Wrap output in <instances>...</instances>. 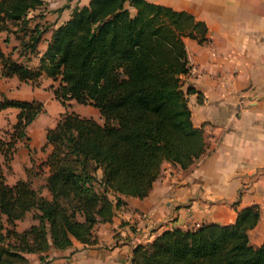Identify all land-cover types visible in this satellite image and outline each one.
Masks as SVG:
<instances>
[{
	"label": "trees",
	"instance_id": "16d2710c",
	"mask_svg": "<svg viewBox=\"0 0 264 264\" xmlns=\"http://www.w3.org/2000/svg\"><path fill=\"white\" fill-rule=\"evenodd\" d=\"M42 4L0 0V32H23L17 34L20 56L36 52L44 29L30 26L28 14ZM206 31L191 13L166 5L89 0L53 29L36 66L0 47L1 76L35 84L46 75L57 82L53 93L65 107L46 130L52 150L36 167L46 173L43 185H33L41 172L10 185L0 167V264H22L26 253H37L39 264H53L48 250L72 252L74 240L93 244V227L109 221L123 198L145 197L165 161L186 168L203 154V132L193 125L188 106V95L196 91L183 87L182 76L190 70L184 38L201 43ZM71 100L96 108L102 122L68 110ZM8 108L17 114L2 132L6 137L0 133L6 166L44 105L0 92V111ZM30 211L36 223L16 230ZM259 216L251 205L230 224L164 230L137 244L128 264H264V242L254 247L248 239Z\"/></svg>",
	"mask_w": 264,
	"mask_h": 264
},
{
	"label": "crops",
	"instance_id": "0c3cea01",
	"mask_svg": "<svg viewBox=\"0 0 264 264\" xmlns=\"http://www.w3.org/2000/svg\"><path fill=\"white\" fill-rule=\"evenodd\" d=\"M147 1L187 11L207 28L204 42L184 38L190 70L182 76L183 87L191 86L196 91L188 95V106L193 125L202 129L205 150L186 168L165 161L145 197L123 198L124 203L109 221L93 227V244L74 240L72 252L48 250L47 259L53 264H128L137 244L151 242L164 230L191 229L195 223L230 224L240 209L251 205L258 206L260 216L248 231L249 243L258 247L264 242V0ZM88 2L43 0L40 7L32 10L35 15L45 6L55 10L29 22L30 26L38 24L42 28L40 22L50 20L49 17L52 20L48 28H42L36 52L28 53L27 58L17 55V34L21 32L11 33L8 43L5 38L10 33L4 35L0 40L2 51L36 66L53 29L70 17L75 6ZM129 10L134 12L130 6ZM46 77L43 75L39 85L33 86L16 76L0 74V92L6 98L37 100L44 105V112L26 128L28 140L16 143L9 166L3 163L0 153L1 171L10 185L30 177L28 172L52 150L45 134L56 124L63 106L53 93L57 82ZM95 109L87 106L79 114L98 119ZM16 114V108L0 111V127L7 121L12 126ZM19 166L17 177L9 180L4 168L14 171ZM45 174L39 182L33 178V185H43ZM42 194L49 196L44 187ZM34 223L30 211L16 222L15 228L22 231ZM24 256L26 261L22 264H39L37 253Z\"/></svg>",
	"mask_w": 264,
	"mask_h": 264
},
{
	"label": "rangeland",
	"instance_id": "374dc122",
	"mask_svg": "<svg viewBox=\"0 0 264 264\" xmlns=\"http://www.w3.org/2000/svg\"><path fill=\"white\" fill-rule=\"evenodd\" d=\"M75 7H77V6H75ZM54 10H55V8L54 9H48L47 8V6H45L44 8H42V9H40L37 13H36V15L34 14V11H30L29 12V14H28V23L29 22H31V24L34 22V20L36 19V17L37 16H40V17H44V16H46V14H48V13H50L51 11L52 12H54ZM44 12H46L45 14H42V13H44ZM53 15V14H52ZM48 19H50V20H47V21H42V22H40L39 24L41 25V27L42 28H48V26H49V21H52L51 20V17H49ZM52 19H53V16H52ZM30 27V26H29ZM8 32H4V33H1L0 34V40H1V38L4 36V35H6ZM22 34H23V32H21L20 33V36H22ZM8 37H13V35L10 33V35L8 36ZM11 41V40H10ZM9 41H7L6 43H8ZM4 44V46H5V43H3ZM9 47V46H8ZM17 55H19V51H17ZM20 56V55H19ZM26 57V56H25ZM18 59V58H17ZM43 76V75H42ZM41 76V77H42ZM44 76H46V75H44ZM40 77V78H41ZM48 77V76H47ZM46 77V78H47ZM40 78H39V80H40ZM50 78V77H49ZM38 80V82L37 83H35V84H32V82H28V83H30L31 85H33V86H38L39 85V83H40V81ZM25 82V81H24ZM87 106H90V105H83V104H79V103H76L74 100H71L70 101V103H69V106L67 107V109L68 110H73V111H75L76 113H81L82 112V110H84L85 108H87ZM90 107H93V106H90ZM95 109V108H94ZM65 110V107L63 106V111ZM94 111H97L96 109L94 110ZM92 114L93 113H91L90 115L92 116ZM98 117V119H96L98 122H102V118L99 116V114H97V112H96V118ZM10 127H11V123L9 122V121H7L5 124H4V126H1L0 127V133H2L3 131H5L6 129H10ZM4 136H2V137H6V134H4V133H2ZM33 157H35V159H38L37 157H36V155L34 156V154H33ZM1 158V157H0ZM20 159V158H19ZM4 168V167H3ZM21 168V166H19V167H17V168H15V170H14V168H13V170L14 171H12L11 169H6V168H4V171L6 172V175H7V178L9 179V180H14L16 177H17V175H15V173H18V172H20V169ZM23 168H24V166H23ZM34 169H36V170H30L29 172H28V174L30 175V177H33L32 176V174L33 173H38V172H41V173H39L38 175H36L35 177H33L37 182H39L40 181V179H39V177H41L43 174V172L40 170V171H38L37 172V170H38V168H34ZM38 176V177H37ZM40 185V184H39ZM28 222V218L27 219H25L24 221H23V224H26Z\"/></svg>",
	"mask_w": 264,
	"mask_h": 264
},
{
	"label": "built area",
	"instance_id": "2783aa9c",
	"mask_svg": "<svg viewBox=\"0 0 264 264\" xmlns=\"http://www.w3.org/2000/svg\"><path fill=\"white\" fill-rule=\"evenodd\" d=\"M199 225H200L199 223H195V225H194L193 228H195V227H197V226H199Z\"/></svg>",
	"mask_w": 264,
	"mask_h": 264
}]
</instances>
